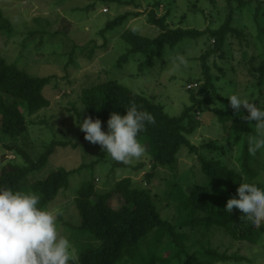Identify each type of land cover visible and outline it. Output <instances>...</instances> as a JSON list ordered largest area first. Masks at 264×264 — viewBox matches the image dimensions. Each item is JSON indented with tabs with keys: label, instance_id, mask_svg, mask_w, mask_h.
Masks as SVG:
<instances>
[{
	"label": "trees",
	"instance_id": "1",
	"mask_svg": "<svg viewBox=\"0 0 264 264\" xmlns=\"http://www.w3.org/2000/svg\"><path fill=\"white\" fill-rule=\"evenodd\" d=\"M160 1L154 2L155 6H158ZM205 1L217 3V0ZM223 1L228 13L223 23L215 29L171 28L166 22L167 14L157 17L154 11L150 10L147 21L159 29L155 36L140 34L133 28H126L120 33L127 48L115 60L114 66L119 67L127 63L133 54H139L141 59L138 60L137 56L132 58L139 74L146 68L152 70L158 62L161 68L166 63L164 57L167 51L178 49L185 39H213L214 44L195 58L201 65L204 81L198 86L196 93L190 94L191 105L184 106L178 115H170L162 104L155 102L150 96L133 92L116 77L83 87L79 94L80 108L70 104L69 109L75 113L77 123L86 116L99 118L102 130H106L111 112L123 115L125 108L133 103L138 109L146 110L155 117V123L148 124L139 136L142 143L148 144L150 161V171L144 174L143 181L126 175L117 179L113 186L105 191L96 190L94 176L80 181L74 198L80 221L75 226V233L69 236L76 250L77 264H227L241 260L252 262L251 258L219 251L217 247L212 246L209 238L221 234L233 241L258 246L264 244V225L258 229L253 228L250 222L241 217L238 209L234 208L231 213L225 211L227 200L237 196L239 183L250 182L264 186V181L257 179L255 167L259 158L250 155L248 151L249 138L256 133L255 121L249 122L236 115L229 105L228 98L218 93L219 88L213 80L224 79V83H233L231 76L227 75L229 70L234 68H227L232 56L226 54V41L229 36H236L242 41L241 44L248 42L238 28L233 26L232 17L235 9L246 8L252 0ZM261 4L259 1L255 5L256 20L260 15L261 19L264 18V11L259 14ZM192 11L198 9L193 6ZM129 15V12H124L115 16L99 30V34L103 35L108 29L123 23ZM0 34H3L5 39L12 36V26L1 9ZM37 34L40 40L36 47L42 44L43 31H31L28 35V39H33ZM258 35L264 37V24L259 26ZM23 43L25 45L26 41ZM83 47L85 45L74 44L68 53L66 65L72 61L75 52L81 51ZM94 47L88 51V56L93 54ZM219 52L218 57L224 62L221 66L213 62L212 65L218 68L214 78L209 61L211 56L214 60ZM242 54L246 57L247 50H243ZM257 58L261 60L255 64ZM247 63L248 74L256 79L254 83L258 86L259 95L264 97V56L251 54ZM49 80L50 76L32 75L19 68L14 60H8L0 51V135L15 139L29 132L32 122L28 117L50 104L49 99L42 93ZM196 80L189 82H198ZM205 91L214 95L198 98V95ZM216 100L219 104L213 106ZM258 101L259 99L253 100L252 103L257 104ZM262 103L261 108L264 109V99ZM20 105H25L26 108L21 110ZM210 111L221 125L222 131L232 133L235 139H238V153L234 155L231 165L226 163L228 154L224 146L218 145L216 140L209 139L197 146L188 139L200 124L196 114ZM240 111L244 116L248 114L242 107ZM80 134V139H85L82 131ZM29 139L30 137L28 142ZM60 143L63 142L52 139L36 159L17 146L9 147L21 154L23 164L9 162L2 166L0 186L22 189L24 185H28V189L40 196L41 205L53 200L59 190L68 187L70 174L85 166L82 164L71 170L57 167L39 176L48 159V151L50 153L52 148ZM182 146L197 159L198 170L205 182L196 178L192 168L189 172L177 171V153ZM261 152L264 157V151ZM139 165L115 161L111 172L119 167H128L133 171L139 169ZM159 168H165L168 174L163 178L171 189L163 194H166L165 199H170L176 206L177 215L174 218L167 219L161 214L147 187L153 175L159 174ZM195 244H198L197 248H193Z\"/></svg>",
	"mask_w": 264,
	"mask_h": 264
},
{
	"label": "rangeland",
	"instance_id": "2",
	"mask_svg": "<svg viewBox=\"0 0 264 264\" xmlns=\"http://www.w3.org/2000/svg\"><path fill=\"white\" fill-rule=\"evenodd\" d=\"M156 1L0 0V9L12 26L10 38L5 39L4 35L0 34L1 53L8 60H14L19 68L32 75L50 76L48 84L42 90L50 104L28 117L32 122L29 126V132L24 133L23 137L19 136L15 139L0 135V169L9 162L23 164V157L15 150L9 149L11 146L21 148L36 159L45 150V145L49 144L52 139L56 142H63L55 145L50 153L47 150L48 159L38 175H45L57 167L71 170L80 167L82 164L85 165L71 173L68 187L59 190L58 195L44 205L60 213L58 225L62 234L68 237L75 233V226L80 221L74 198L81 180L90 179L94 176L96 190L105 191L123 176L132 175L133 178L143 181L144 174L150 171L147 143H143L146 147L144 156L128 162L132 165L140 164L139 169L132 171L128 167H119L111 172L112 164L115 161L98 144L80 139L81 129L76 122L75 113L69 108L70 104H74L76 108L81 107L79 102L81 89L91 83L116 77L133 92L150 96L155 102L162 104L170 115H178L184 106L191 105L190 94L196 93L199 89L195 87L193 91H188L189 81L197 79L199 85L204 81L201 65L195 58L205 52L208 46L214 44L213 39L208 40L207 37L197 41L185 39L178 49L175 48L173 52L167 51V55L164 57L166 63L161 68L158 62L152 70L146 68L145 73L142 71L139 74L135 65L136 62L132 60V58L139 57V54H133L127 63L119 67L114 66L115 60L127 48V44L120 37V33L126 28H133L140 34L149 37L155 36L159 29L147 21L150 10H153L157 17L167 14L166 22L171 28L190 27L200 30L218 28L228 13L223 0H217L215 4L205 0H161L160 4L155 6L154 2ZM259 1L262 3L260 14L261 11H264V0H252V3L246 8L233 11L232 24L248 41L241 44V40L239 41L236 36L227 38L226 54L232 56L227 63V68H234V70H229L227 75L231 76L233 83H224V79L222 81L213 80L219 88L218 93L223 96L236 93L251 103L253 100L259 99L256 106L261 108L264 97L259 95L258 86L254 83L256 79L253 78V75L248 74L249 65L247 63L251 54L257 57L264 56V37L258 35V28L264 24V18H260L262 15L257 20L254 18L255 5ZM91 3L94 5L91 6ZM193 6L198 11H192ZM124 12H129L130 15L123 23L108 29L103 35L99 34V30L108 21ZM35 30L43 31V41L38 47L36 45L39 44L40 39L37 37L39 34L33 39H28L29 32ZM24 41H26L25 45ZM74 44L76 46L85 45V47L81 51L77 50L72 61L66 65L68 53ZM22 46L26 47L23 48ZM93 46H95V50L91 56H88L87 53ZM243 50H247L246 57L242 54ZM219 55L220 52L214 60L211 56L209 61L214 78L215 74L218 73V68L212 65L213 62L217 66H221L224 62L218 57ZM178 57L183 58L186 62L181 65L180 70L175 68V64L179 62ZM260 60L257 58L255 64ZM212 95L214 94L205 91L198 95V98ZM218 104L219 102L216 100L213 106H218ZM19 108L24 110L26 106L20 105ZM196 117L200 124L188 136L189 141L200 146L209 139L216 140L218 145L224 146L226 154H228L226 163L231 165L234 155L236 152L238 153V139L236 140L232 133L222 131L221 125L215 120L216 118L211 111L198 113ZM43 120H45L44 123ZM29 137L30 141L28 142ZM87 148L88 151L86 152ZM177 156L178 172H189L192 168L196 178L205 182L198 170L197 159L184 146L178 151ZM256 156L259 158L255 167L257 179L264 181L263 153L259 152ZM158 170L159 174L153 175L147 187L150 189L161 214L167 219L174 218L177 215L176 206L170 199H165L166 194H163V192L171 189L163 178L168 174L165 168ZM22 189L30 190L28 185H24ZM209 240L212 246L217 247L221 252L236 253L252 259V262L241 260L227 264H264V244L258 246L233 241L221 234H215ZM197 247L198 244H195L193 248Z\"/></svg>",
	"mask_w": 264,
	"mask_h": 264
},
{
	"label": "clouds",
	"instance_id": "3",
	"mask_svg": "<svg viewBox=\"0 0 264 264\" xmlns=\"http://www.w3.org/2000/svg\"><path fill=\"white\" fill-rule=\"evenodd\" d=\"M177 60L175 68L180 70L186 62L179 57ZM190 83L199 86V82ZM224 96L236 115L255 121L256 133L248 141L250 155L264 151V109L236 93ZM242 106L247 110L246 116L240 111ZM154 123L150 112L133 103L123 115L111 112L106 130H102L99 118L86 116L77 124L85 140L98 144L112 160L128 163L144 156L146 147L139 136L148 124ZM236 192L237 196L227 200L225 211L231 213L236 208L253 228L264 225V186L243 182ZM59 215L57 210L41 205V198L34 191L0 186V264H77L74 245L58 225Z\"/></svg>",
	"mask_w": 264,
	"mask_h": 264
},
{
	"label": "built area",
	"instance_id": "4",
	"mask_svg": "<svg viewBox=\"0 0 264 264\" xmlns=\"http://www.w3.org/2000/svg\"><path fill=\"white\" fill-rule=\"evenodd\" d=\"M187 86L190 87V88H192V87H195L196 86V83H190Z\"/></svg>",
	"mask_w": 264,
	"mask_h": 264
}]
</instances>
